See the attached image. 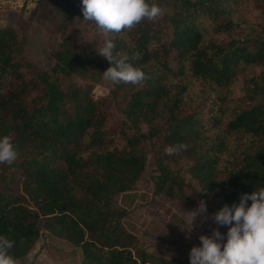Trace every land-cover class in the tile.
Segmentation results:
<instances>
[{"label": "trees", "instance_id": "16d2710c", "mask_svg": "<svg viewBox=\"0 0 264 264\" xmlns=\"http://www.w3.org/2000/svg\"><path fill=\"white\" fill-rule=\"evenodd\" d=\"M156 2L155 21L101 33L80 0H39L51 24L47 69L26 54L18 25L0 23V135L18 153L0 164V235L15 264L45 232L80 248V264H189L142 247L115 200L146 164L155 192L181 195L183 163L221 206L264 186V0ZM107 40L143 81L103 79ZM72 77L85 81L64 83ZM100 84L108 91L96 95Z\"/></svg>", "mask_w": 264, "mask_h": 264}, {"label": "rangeland", "instance_id": "374dc122", "mask_svg": "<svg viewBox=\"0 0 264 264\" xmlns=\"http://www.w3.org/2000/svg\"><path fill=\"white\" fill-rule=\"evenodd\" d=\"M38 1L0 0V23L18 25L26 36V54L40 68L47 69L52 64L49 56L52 47L51 24L44 19L43 7ZM246 17L254 19L255 15ZM84 81L83 77H72L64 83L70 86ZM107 91L108 88L102 84L94 88L96 95H103ZM180 165L181 169L179 165L177 168L186 179L181 195L173 192H155L152 179L154 170L146 164L132 188L117 195L115 200L126 209L125 223L129 224L142 247L159 256L179 258L189 263V249L199 244L200 234H211L213 228L223 234L227 226H218L211 219V214L221 207L218 199L204 190L195 191L201 188L195 181H187L183 173L185 165ZM201 199L207 207L204 217L197 215L190 232L181 230L176 224L181 211L194 209ZM82 258L80 248L45 232L20 264H80Z\"/></svg>", "mask_w": 264, "mask_h": 264}, {"label": "clouds", "instance_id": "9594fccd", "mask_svg": "<svg viewBox=\"0 0 264 264\" xmlns=\"http://www.w3.org/2000/svg\"><path fill=\"white\" fill-rule=\"evenodd\" d=\"M80 3L83 19L94 22L101 33H121L144 19L155 21L164 14L156 0H80ZM113 49L114 43L107 40L97 51L109 61V66L102 71L103 79L132 85L143 81L142 69L133 65L127 54L115 58ZM186 147L180 143L166 152L179 153ZM17 155L11 138L0 135V164H12ZM206 212V203L201 199L194 209L182 210L176 224L190 232L197 215L203 218ZM211 219L218 226H227V230L222 234L213 228L211 234H200L199 244L189 249V264H264V186L240 194L236 203L222 205L211 214ZM12 247L13 242L0 235V264H15L10 253Z\"/></svg>", "mask_w": 264, "mask_h": 264}]
</instances>
